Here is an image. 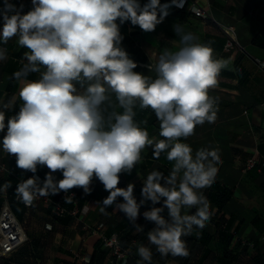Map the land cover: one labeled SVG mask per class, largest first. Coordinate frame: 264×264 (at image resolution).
Here are the masks:
<instances>
[{"label":"clouds","instance_id":"clouds-1","mask_svg":"<svg viewBox=\"0 0 264 264\" xmlns=\"http://www.w3.org/2000/svg\"><path fill=\"white\" fill-rule=\"evenodd\" d=\"M183 3L31 0V9L23 13V5L17 10L5 0L0 45L15 39L26 49V62L12 74L22 84L18 97L0 99V148L15 158L18 169L33 174L15 187L25 206L74 188L91 194L95 179L108 192L98 202L101 213L114 206L137 232L145 231L138 223L142 216L153 225L147 239L162 258L189 257L184 237L204 229L214 214L203 190L215 183L221 156L218 148L194 151L183 141L195 135L197 126L217 120L218 97L210 90L230 61L215 55L212 41L196 42L193 33L174 24L179 47H164L156 63L148 65L155 77L148 76L134 71L138 65L122 47L120 31L130 22L153 32L170 7ZM7 59V49L0 46V62ZM32 74L35 79H29ZM136 109L154 113L159 138L141 126L147 121L135 119ZM147 148L153 159L163 154L171 170L168 175L149 172L138 200L134 183L118 185L121 175H131L142 163ZM42 167L48 169L43 180L36 175ZM9 187L5 182L0 192ZM141 208L147 210L141 213ZM136 253L137 264H152L150 247L139 244Z\"/></svg>","mask_w":264,"mask_h":264},{"label":"crops","instance_id":"crops-1","mask_svg":"<svg viewBox=\"0 0 264 264\" xmlns=\"http://www.w3.org/2000/svg\"><path fill=\"white\" fill-rule=\"evenodd\" d=\"M169 1L161 0V4ZM147 2L148 0H140L141 5ZM197 2L211 15V19L198 17L189 10L173 11L169 8V15L157 25L155 31L144 32L139 26L132 25L129 32L135 35L131 36L126 30L122 35V47L130 58L134 60L141 55L140 60L146 59L142 62L154 65L164 47L173 50L179 47V38L173 31V25L181 24L185 31L197 37L196 42L212 41L215 55L230 61L229 68L222 70L220 74L218 86L210 90V95L218 97L217 120L212 124L206 122L203 126H197L195 135L183 141L190 144L194 151L200 148L219 149L221 163L218 165L216 181L211 188L203 190L211 202L214 214L204 229H196L191 236L184 237L190 250L189 257L162 258L158 253L153 259L161 264H228L219 261L224 255L225 239L219 237L216 229L218 205L215 198L218 192L225 190L228 192V199L222 211L234 235L229 249L238 256L233 264H264V167L260 168L264 161V67L261 65L264 62V0ZM9 3L14 4L17 10L23 5V13L32 7L31 0H9ZM4 6L5 0H0V11ZM228 26L235 27L236 37L241 45V49L230 53L224 50V28ZM256 36L258 41L254 42ZM175 40L173 45L172 41ZM0 46L5 47L8 53V59L0 62V99L6 102L13 96L18 97L22 84L12 79V74L26 62L23 58L26 49L18 47L15 39ZM237 58L242 73L236 68ZM140 73L155 77V72L149 71L147 67ZM35 78V74L29 76V79ZM19 103L17 98V107ZM149 110L136 109L135 119L138 122L147 121L141 126L148 129L150 136L159 138V122L155 116L150 117ZM2 135L0 133V138ZM142 156V163L137 165L131 175H121L118 185L126 187L128 183H134V194L138 200L142 181L149 172L157 170L168 175L171 170V164L163 154L158 160L153 159L151 148H147ZM250 159L256 161L253 168H247ZM0 160L7 169L0 176L9 175L16 184L31 174L18 169L15 158L3 153L2 148ZM47 171L46 167H42L37 173L44 178ZM56 176L57 179L62 178L60 173H56ZM92 188L91 194L78 189L80 205L88 208L82 221L91 227L103 222L108 235L117 234L123 245L134 249V258L130 264H137L140 259L136 253L139 244L150 247L153 256L157 255L155 247L147 239V231L153 225L141 216L138 223L145 226V231L137 232L114 206L106 209L107 214L101 213L98 202L106 198L108 192L95 179ZM49 197L56 199L58 195ZM145 210L147 209L141 208V213ZM17 217L26 229L30 249L44 256L41 260L47 259L45 264H60L61 261L68 264H117L110 249L104 246L100 238L81 228L79 218L56 217L45 201L34 202L31 208L20 212ZM47 224H51L52 228L47 229ZM84 255L90 257L88 263L82 261L81 256ZM34 261L29 258V264H35Z\"/></svg>","mask_w":264,"mask_h":264},{"label":"built area","instance_id":"built-area-1","mask_svg":"<svg viewBox=\"0 0 264 264\" xmlns=\"http://www.w3.org/2000/svg\"><path fill=\"white\" fill-rule=\"evenodd\" d=\"M170 3L171 0L169 1V4ZM170 9L173 11L189 10L198 17H201L206 20L211 19V15L207 13L198 4L197 0H184L182 7L172 6L170 7ZM224 33L226 35V43L224 46L225 52L230 53L233 52L234 50L241 49V45L239 44L236 37V30L234 26L225 27ZM139 65L142 68L144 67L148 68L149 64L140 62ZM261 65L264 67V62H261ZM255 165H256V161L254 159H250L248 161L247 168H253ZM262 167H264V161L261 163L260 168ZM6 171L7 169L5 165L0 160V173L4 174ZM32 175L33 174L27 175L25 178L22 179H27ZM36 175H38L40 179L43 180L39 174ZM63 195L64 196L69 195L70 197L74 196V194L71 192L63 193ZM41 200L49 203L50 197L49 196L40 197L36 201H41ZM32 206L30 207L27 206V207L31 208ZM87 211H88L87 207L79 208L78 206H75L71 209H68L60 204H56L54 206V213L56 216L61 217L65 215H70L79 218L81 228L87 232H91L97 235L104 244V246L110 249L117 264H128L130 252L128 249L123 248L117 234L108 235L106 233V225L103 222L99 223L95 227H91L82 221L83 216L87 213ZM46 228L51 229L52 225L47 224ZM27 240L28 237L24 225L18 219V217L16 216V214L13 212L10 205L6 201L0 210V259L10 256L25 242H27ZM81 258L82 261L85 263H88L90 259V257H88L87 255L81 256Z\"/></svg>","mask_w":264,"mask_h":264},{"label":"trees","instance_id":"trees-1","mask_svg":"<svg viewBox=\"0 0 264 264\" xmlns=\"http://www.w3.org/2000/svg\"><path fill=\"white\" fill-rule=\"evenodd\" d=\"M129 27H133L130 22H125L124 24H122L120 26L121 35H123V33L126 30L131 36H134L135 33L129 32ZM257 41H258V36H256L255 39H254V42H257ZM140 56L141 55H139L138 57H136V59H134V61L138 65V67L134 71H137V72H140L143 69L139 65V63L146 60L144 58L140 60ZM142 63H145V62H142ZM236 68H237V70L240 73H242V69L240 68V64H239V58L236 59ZM149 114H150V117L155 116L154 113L151 110H149ZM37 174H39V173H37ZM40 176L43 179V176L42 175H40ZM5 182H10L11 183V187H9L6 190L5 194H2L0 192V210H1L2 206H3V204L7 201L8 204L10 205L11 209L13 210V212L18 215L20 212L25 211L29 207L25 206L17 198V196L15 195L16 183L13 182V180H11L9 175L0 176V185H3ZM78 189L79 188H74V189L71 190V193L74 194V196L71 197L72 198V202L71 203H66L65 202L64 198L66 196L63 195V192L58 194V197L56 199L50 198L49 205L51 206L52 213L55 215L54 206L56 204H60V205L66 207L68 209H71V208H73L75 206H78L79 208H82V206L80 205V197L78 195ZM67 196H69V195H67ZM227 199H228V192H226L225 190H223L221 192H218V196L215 198L216 203L218 205V212L216 214V218H217L218 221L216 223V229H217V233H218L219 237L225 239L224 255H223L222 258L219 259V261L220 262H227L228 264H233L238 258L237 254L233 253V251H231L229 249L230 242L232 241L234 235H233V232H231V230H230V223L225 219L224 213L222 211L223 210V206H224L225 202L227 201ZM56 217L69 218V217H72V216L65 215V216H61V217L60 216H56ZM119 240H120V237H119ZM120 242H121L123 248L128 249L129 252H130L129 261H128V264H130L132 259L134 258V249L123 245L121 240H120ZM156 254L157 255L153 256V258H156L158 256V252H156ZM42 257H44V256H42L40 254L38 255L37 253H34L30 249L29 244H28V240H27V242H25L21 247H19L10 256L5 257V258H1L0 259V264H2V263H4V264H12V263L29 264L30 263L29 262V258H33L35 260L34 261L35 264H45V263H47V259H46V261L41 260ZM155 260L156 259H152V264H161V263H157ZM60 264H68V262L61 261Z\"/></svg>","mask_w":264,"mask_h":264},{"label":"rangeland","instance_id":"rangeland-1","mask_svg":"<svg viewBox=\"0 0 264 264\" xmlns=\"http://www.w3.org/2000/svg\"><path fill=\"white\" fill-rule=\"evenodd\" d=\"M138 40H141L140 38H138Z\"/></svg>","mask_w":264,"mask_h":264}]
</instances>
